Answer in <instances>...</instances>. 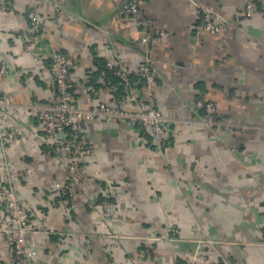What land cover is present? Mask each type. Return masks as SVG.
Returning <instances> with one entry per match:
<instances>
[{"label": "crops", "instance_id": "1", "mask_svg": "<svg viewBox=\"0 0 264 264\" xmlns=\"http://www.w3.org/2000/svg\"><path fill=\"white\" fill-rule=\"evenodd\" d=\"M126 1L11 0L9 11L0 9V61L9 69L0 94L16 105L1 122L16 136L9 144L0 137V188L29 211L33 264H264V0H140L134 15L124 11ZM194 1L225 18L220 33L199 29ZM249 1L257 8L251 18ZM30 11L42 22L34 53L18 39L29 30ZM145 21L169 41L141 44ZM56 53L71 63L82 110L119 109L103 79L92 81L102 63L138 74L149 57L157 106L169 119L160 148L127 119L85 120L96 152L74 204L52 141L23 107L57 100ZM200 100L216 106L219 126L203 123ZM100 198L129 210L104 220ZM139 252L145 257L134 258ZM12 257L0 232V260Z\"/></svg>", "mask_w": 264, "mask_h": 264}, {"label": "built area", "instance_id": "2", "mask_svg": "<svg viewBox=\"0 0 264 264\" xmlns=\"http://www.w3.org/2000/svg\"><path fill=\"white\" fill-rule=\"evenodd\" d=\"M140 0H127L124 4V11L134 15L139 11ZM193 5L198 10L201 18L202 32L218 34L221 32L225 18L210 7H202L197 2ZM0 9L9 11L11 0H0ZM256 5L253 1L245 4V15L248 18L256 14ZM29 30L18 35L19 41L25 50L34 53L36 44L40 41L42 22L39 15L30 11L28 14ZM146 27L148 33L142 37L141 44H164L170 39L168 32L159 28H152L150 22H140ZM106 69L113 76L119 78L123 89V95L116 97L118 110L111 108L107 104L91 110H82L76 105V100L72 93L74 83L71 80V63L63 53H56L51 57L50 71L54 78L57 100L52 103H43L33 100L24 104L23 107L34 112L38 122L42 125L48 139L52 141L55 158L62 162L66 168L65 182L70 202L76 200L77 188L85 178L84 165L89 157L95 154L96 148L92 144L85 127V120L104 119L111 122L114 118L127 119L130 123L141 127L150 137V144L160 148L168 135L169 119L161 112L153 92V85L156 83L158 75L152 60L145 57L140 63L138 74L143 77L142 86L138 82H132L129 71L123 65L113 60H109ZM9 74L7 62L0 61V78H5ZM107 73L102 72L100 78L105 79ZM109 90L114 93L118 89L109 86ZM127 104L130 108L127 109ZM198 107L204 109L205 116L203 123L214 128L220 125L217 118L218 110L216 106L209 102L200 100ZM15 103L8 96L0 94V137L7 143L13 142L16 131L14 128L4 129L1 122L4 117L13 112ZM264 132V125L262 126ZM58 187H61L58 185ZM97 209L101 210L100 215L104 220H109L114 214V207L108 200L97 204ZM0 232L4 233L7 240L13 246V257L8 263L0 260V264H33V260L38 256V252L28 243L30 233V215L27 207L20 203L12 190L6 191L0 188ZM82 239H85L82 237ZM145 257L144 252L135 253L134 258ZM189 264H208L206 261L190 259Z\"/></svg>", "mask_w": 264, "mask_h": 264}, {"label": "trees", "instance_id": "3", "mask_svg": "<svg viewBox=\"0 0 264 264\" xmlns=\"http://www.w3.org/2000/svg\"><path fill=\"white\" fill-rule=\"evenodd\" d=\"M106 64L107 62L105 61L104 63H102V65L100 66V68L97 70V72H95V75H94V80L92 81H95L96 79L100 78L101 75H102V72H106L107 75L105 77V79H103V83L105 86L109 87V86H114V87H117V91L113 93L114 97H121L123 95V87L121 86V81L119 80V78L113 76L111 73L108 72V70L106 69ZM130 79L132 82H138L140 83V85L142 86L143 84V77L140 76L139 74H135V73H132L129 75ZM73 93V92H72ZM67 194V198L68 197V192H67V188H66V193ZM104 200H108L112 206L114 205V199L112 198H100L99 201L97 202V204H100L102 201Z\"/></svg>", "mask_w": 264, "mask_h": 264}, {"label": "rangeland", "instance_id": "4", "mask_svg": "<svg viewBox=\"0 0 264 264\" xmlns=\"http://www.w3.org/2000/svg\"><path fill=\"white\" fill-rule=\"evenodd\" d=\"M84 179H85V178H84ZM84 179H83V180H84ZM83 180H82V181H83ZM75 194H76V199H77V196H78V190L75 192ZM75 201H76V200H75ZM75 201H74V203H75ZM74 203H73V204H74ZM123 207H124V206H123ZM128 210H129V209H128L127 207L121 208L120 210H117V211H116V208H115V209H114L115 212H114V211H113V212H114V214H118V212H127ZM114 214L112 215L111 218H113ZM99 215H100V214H99ZM203 260H204V259H203ZM204 261H205V260H204ZM208 264H209V263H208Z\"/></svg>", "mask_w": 264, "mask_h": 264}]
</instances>
